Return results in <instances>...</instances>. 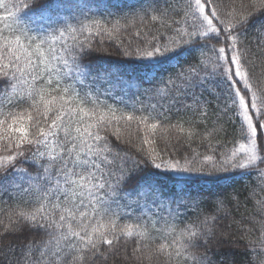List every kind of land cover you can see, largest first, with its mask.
Masks as SVG:
<instances>
[{"label": "snow or ice", "instance_id": "obj_1", "mask_svg": "<svg viewBox=\"0 0 264 264\" xmlns=\"http://www.w3.org/2000/svg\"><path fill=\"white\" fill-rule=\"evenodd\" d=\"M0 10V264H213L211 245L230 238L218 217L189 220L185 197L150 178L264 185V0ZM113 55L120 67L95 69ZM260 230L259 247L241 245L252 264Z\"/></svg>", "mask_w": 264, "mask_h": 264}, {"label": "trees", "instance_id": "obj_2", "mask_svg": "<svg viewBox=\"0 0 264 264\" xmlns=\"http://www.w3.org/2000/svg\"><path fill=\"white\" fill-rule=\"evenodd\" d=\"M90 2L99 5L100 11H103L106 0H90ZM128 2L132 3L134 0H128ZM121 64L122 58L113 55L97 61L95 69L99 72L110 71L120 67ZM254 72L258 78L264 77V61L259 59L255 61ZM128 75L134 79L136 74L129 70ZM238 143V140L235 143L223 144L222 142V146L225 149H232L238 146ZM160 147H164L163 142L160 143ZM27 167L30 172L35 171L31 165ZM150 179L153 182L159 181L165 197L178 198L180 195L185 197L187 203L192 205L185 213L189 220H195L197 212L203 215L210 210L218 217L216 232H226L230 238L225 239L222 245L218 246L215 242L211 245L210 254L213 264H252L253 260L258 261V256L253 255L250 258L249 250L241 246L246 241H253L257 242L259 247L258 242L262 238L260 229L261 223L264 222V212L260 210V202L264 201V185L258 177L253 176L249 179L236 175L232 179H219L215 183L207 182V178H200L198 182L190 186L165 180L163 174ZM4 200L7 201V196ZM219 200H223L224 204L217 210L215 205ZM6 207L7 204L0 205V208ZM153 220L151 216L148 218L149 227L152 226ZM242 232L245 233L243 237Z\"/></svg>", "mask_w": 264, "mask_h": 264}]
</instances>
